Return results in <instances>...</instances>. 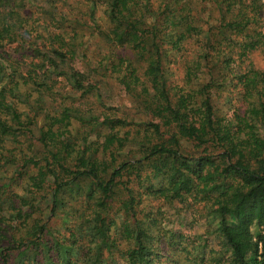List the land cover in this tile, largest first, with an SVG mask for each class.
I'll return each instance as SVG.
<instances>
[{"label": "trees", "instance_id": "1", "mask_svg": "<svg viewBox=\"0 0 264 264\" xmlns=\"http://www.w3.org/2000/svg\"><path fill=\"white\" fill-rule=\"evenodd\" d=\"M256 51L264 0H0V264H155L175 200L264 264Z\"/></svg>", "mask_w": 264, "mask_h": 264}, {"label": "rangeland", "instance_id": "2", "mask_svg": "<svg viewBox=\"0 0 264 264\" xmlns=\"http://www.w3.org/2000/svg\"><path fill=\"white\" fill-rule=\"evenodd\" d=\"M208 13L209 12L201 13V17L206 18ZM213 13L215 17H218L219 11L214 7ZM251 58L256 64L264 66V56L263 54H261V52H254ZM94 61L95 59L93 60V62ZM78 65L82 67L80 62L78 63ZM105 100L106 102L115 104L116 106H120V108L122 109L133 107L132 98L126 93L125 90L122 89V87L116 81L111 85L110 91L106 93ZM228 100L229 98L227 97V94H224V97H221L218 101V106L222 113L227 112L229 109L230 104ZM129 111L132 114L134 113L133 109H129ZM202 209L203 205H196L195 207L190 208L188 204H185L178 200H175L174 203L170 206H165V210L167 213V222L164 223L165 230H173L177 234H185L186 238H195V241L193 243L192 240V242H189V240H185V242L182 243L179 240L181 246L180 248H177L174 244L176 243L178 236L173 232L169 237V246L167 247L168 250L167 252L163 253V255L165 256L161 255L156 258L154 260L155 264H158L159 262H162L163 264H172L171 260L174 256V253L177 251L183 253L182 259H180L181 264H187V262L185 261L186 258L184 257V255L187 256V253H189V255L191 256L192 262H190V264H200L195 260L202 254L207 257L206 264L208 263V260L214 255H219L220 257L218 258H220L223 264H229L231 251L222 243L223 239L220 237V235L215 232V225L209 223L211 218L209 214ZM156 240L158 241V239ZM206 241L208 243H205ZM185 247L187 248V251L185 250ZM192 257L194 259H192ZM110 263L127 264L125 259L120 256H118L115 261ZM76 264L81 263L79 261ZM210 264H212V262Z\"/></svg>", "mask_w": 264, "mask_h": 264}]
</instances>
